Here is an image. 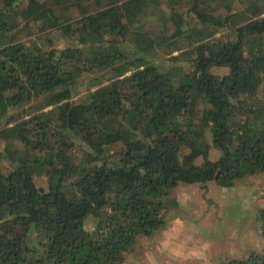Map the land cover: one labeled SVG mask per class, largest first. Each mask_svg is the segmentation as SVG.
Masks as SVG:
<instances>
[{
  "label": "trees",
  "instance_id": "obj_1",
  "mask_svg": "<svg viewBox=\"0 0 264 264\" xmlns=\"http://www.w3.org/2000/svg\"><path fill=\"white\" fill-rule=\"evenodd\" d=\"M0 143V264L123 263L179 186L264 177V0H0Z\"/></svg>",
  "mask_w": 264,
  "mask_h": 264
},
{
  "label": "rangeland",
  "instance_id": "obj_2",
  "mask_svg": "<svg viewBox=\"0 0 264 264\" xmlns=\"http://www.w3.org/2000/svg\"><path fill=\"white\" fill-rule=\"evenodd\" d=\"M69 14L78 17L80 12L70 11ZM218 35L231 37L226 32ZM19 36L21 40L42 36L46 45H49L46 39L50 37L55 48L63 47L61 40L56 42L54 31L20 33ZM150 57L162 68L172 64L159 52H152ZM90 89L93 88L88 79L80 81L76 84L74 99L81 100ZM218 156L216 150H210L211 160ZM0 169L7 172L10 166L0 162ZM35 184L47 189L44 177L37 179ZM172 197L176 205L167 213L164 228L151 237L140 238L121 264H213L217 260L244 258L253 251H264L257 220L259 211L264 208L263 176L244 178L231 188L213 183L204 188L181 185ZM91 226L89 221L87 227Z\"/></svg>",
  "mask_w": 264,
  "mask_h": 264
}]
</instances>
